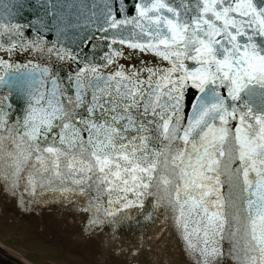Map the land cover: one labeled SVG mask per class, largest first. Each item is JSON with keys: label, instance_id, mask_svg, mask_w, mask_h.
I'll list each match as a JSON object with an SVG mask.
<instances>
[{"label": "snow or ice", "instance_id": "snow-or-ice-1", "mask_svg": "<svg viewBox=\"0 0 264 264\" xmlns=\"http://www.w3.org/2000/svg\"><path fill=\"white\" fill-rule=\"evenodd\" d=\"M54 205L88 264H264V0H0V215Z\"/></svg>", "mask_w": 264, "mask_h": 264}, {"label": "water", "instance_id": "water-1", "mask_svg": "<svg viewBox=\"0 0 264 264\" xmlns=\"http://www.w3.org/2000/svg\"><path fill=\"white\" fill-rule=\"evenodd\" d=\"M3 211L0 206V213ZM82 223L79 215L69 214L66 208L58 205L44 210L41 217H20L19 222L11 214L6 221L0 215V245L25 259L24 253H27V260L36 264H70L73 258L80 264H88L93 257L75 242L73 236ZM159 228L157 223L136 231L126 229L123 236L118 237L117 243L125 250L133 245L143 247L145 255L138 261L128 257L127 264H168V254L176 253L175 239L171 232L163 229L158 232ZM176 257L179 258L178 253ZM119 259L125 264L124 256Z\"/></svg>", "mask_w": 264, "mask_h": 264}, {"label": "flooded vegetation", "instance_id": "flooded-vegetation-1", "mask_svg": "<svg viewBox=\"0 0 264 264\" xmlns=\"http://www.w3.org/2000/svg\"><path fill=\"white\" fill-rule=\"evenodd\" d=\"M0 264H25L19 258L7 253L0 245Z\"/></svg>", "mask_w": 264, "mask_h": 264}, {"label": "bare ground", "instance_id": "bare-ground-1", "mask_svg": "<svg viewBox=\"0 0 264 264\" xmlns=\"http://www.w3.org/2000/svg\"><path fill=\"white\" fill-rule=\"evenodd\" d=\"M6 251H7L8 253H10V254H12V255H14V256L20 258V260L23 261L25 264H36V263H34V262H32V261H29V260L25 259L24 257H22V256H20V255H17V254H15V253H13V252H10V251H8V250H6Z\"/></svg>", "mask_w": 264, "mask_h": 264}, {"label": "rangeland", "instance_id": "rangeland-1", "mask_svg": "<svg viewBox=\"0 0 264 264\" xmlns=\"http://www.w3.org/2000/svg\"><path fill=\"white\" fill-rule=\"evenodd\" d=\"M6 251V250H5ZM7 252V251H6ZM8 253V252H7ZM10 254V253H9ZM12 255V254H11Z\"/></svg>", "mask_w": 264, "mask_h": 264}]
</instances>
